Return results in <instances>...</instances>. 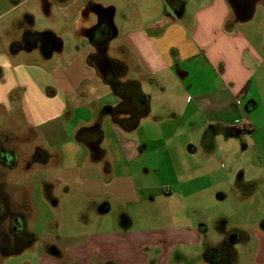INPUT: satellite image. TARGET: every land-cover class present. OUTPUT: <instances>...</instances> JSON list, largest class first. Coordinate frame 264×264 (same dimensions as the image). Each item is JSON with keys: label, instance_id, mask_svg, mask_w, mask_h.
Masks as SVG:
<instances>
[{"label": "crops", "instance_id": "0c3cea01", "mask_svg": "<svg viewBox=\"0 0 264 264\" xmlns=\"http://www.w3.org/2000/svg\"><path fill=\"white\" fill-rule=\"evenodd\" d=\"M22 3L20 0L17 5ZM56 3L57 15L51 14L45 20V28L28 32V49L39 43L45 62L21 60L20 52L2 45L6 37L0 31V106L8 111L18 108L29 127L39 130L46 146L59 151L60 165L46 168L44 176L64 187L62 201L83 205L75 209L81 220L76 228L82 233H71L59 243L46 240L40 264H218L219 253L214 248L228 234L234 237L231 244L241 241L242 232L231 227L233 231L227 234L225 228L218 235L212 233L209 223L201 221L202 206L193 199L202 192H210L218 199L225 197L226 189L234 190L229 185L225 187L218 174L216 157L231 150L222 149L225 142L219 145L218 139L224 130L233 127L236 118L261 111L259 101L254 100L255 69L247 62L256 60L257 51L230 23L234 21L233 6L228 0ZM98 11L102 15L99 24H95ZM118 11L122 16L116 20ZM114 49L134 55V67L158 80H162V73L174 72L186 87L184 107L174 112V118L181 116L186 127L172 128L162 122L152 136L137 140L138 148L134 149L123 142L121 130L135 131L138 125H112L116 135L111 136L107 148L115 162L104 164L99 171L97 164H83L89 139L80 132L76 135V131L93 127L99 115L107 124L103 108L116 107L119 102L112 86L88 58L101 50L108 54ZM62 55L66 57L60 66ZM238 98L240 104L236 103ZM244 98L249 99L246 104ZM99 128L96 150H101L103 140L99 136L103 130L99 133ZM259 129L254 126L251 135ZM150 149L165 156L162 166L174 176L169 185L150 187L151 176L140 173L136 158L139 152ZM175 157L179 158L178 165ZM204 162H212L214 168L207 164L204 172ZM159 165L145 163L146 173H158ZM232 170L231 165L230 173ZM207 178L214 183L203 184ZM187 199H192L193 205L187 206ZM68 210L67 207L66 213H71ZM55 216L50 212V219ZM76 235L81 238L69 240ZM254 238V261L259 264L263 262L264 226L254 228ZM48 246L54 247L55 252H50ZM226 255L232 262V251Z\"/></svg>", "mask_w": 264, "mask_h": 264}, {"label": "rangeland", "instance_id": "374dc122", "mask_svg": "<svg viewBox=\"0 0 264 264\" xmlns=\"http://www.w3.org/2000/svg\"><path fill=\"white\" fill-rule=\"evenodd\" d=\"M18 1L20 0H0V31L3 33L2 37H6L2 45L5 47L10 46L12 51L17 50V52H20L21 60L45 62L46 57H44L42 46L39 43L33 49H28L30 48L28 32L45 28V20L51 14L57 15L55 10L56 0H22L23 3L20 6L17 5ZM228 1L230 7H232L233 0ZM250 9L252 10L250 11ZM241 11L240 15H237L235 8L233 9V27L241 30L257 51L256 60L247 59V62L255 69V75L251 77L254 78L255 86L253 88H257L256 98L252 97L251 99L256 100V102L259 101L261 108V111L254 115L255 117L252 115L251 117L254 120V126H258L260 129L253 133L254 136L251 135L250 131L240 130L237 132L233 127L228 129L229 132L226 130V133L224 130L220 134L221 138L218 139V144L222 145L225 142L220 147L222 149L230 147L231 150L216 157L218 159V174L221 176L220 179L223 181V185L225 187L229 185L234 190L229 191L226 189L225 197L222 195L224 199L220 197L215 199V196L212 197L210 192H202L200 197L193 199V201L195 200L196 204L202 206L204 216L201 221L209 223L210 231L215 235H218L219 231L223 232L224 228V232L227 234L230 232L231 227L239 228L242 232V240L234 244H230L224 236L219 245L214 248V252L229 249L228 251H232V264H257L254 261V251L256 252L257 246V241L254 238V228L264 226V0L248 3L241 8ZM95 13L97 16L95 24H99L102 12ZM245 13H248L247 17H244ZM116 14V20H119L122 12L118 11ZM2 45L0 48H2ZM32 51L33 54H30ZM106 55L118 59L126 58L129 63L127 75H124L123 78H134V82H136L134 108L137 111L132 119L129 113L121 118L116 112L108 109L109 106H107L103 108L105 120L108 121L107 124L102 121L103 115H99L93 123L95 124L93 127H89L90 129L82 127L77 130L78 132L76 131V135L80 132L79 135H86L89 139L86 140L89 149L82 157L83 164H97V170L99 171H101L104 164H114L115 162V158L111 155L112 151L107 148L111 136L116 135L112 132V125L117 124L123 128L129 127L130 125L124 124V120L133 122V124H136L135 126L138 125L135 131L133 129L121 130L123 142L128 143V145L131 144L134 149H137V140L140 141L149 138L150 135L152 136L153 132L155 133L154 128L158 124L161 127L163 122L165 126L172 128L183 125L182 117L174 118V112L183 109V96L186 90L183 82L178 81V77L174 75L173 71H171V74L168 72V74L160 73L162 80H158L157 77L146 75L140 69L134 67V55L133 57L128 56L119 52L118 49L110 50ZM65 57V55H62L60 66H62ZM153 80L156 83H153ZM252 90L250 96H252ZM106 99L108 100L109 96ZM249 99H243L245 104ZM173 107L177 111L172 109ZM170 109H172V112ZM98 127H100L99 133L102 132L101 129L103 130V133L99 135L103 138L101 146L104 148L101 147V150L95 148V146L98 148L100 143H97L98 140L95 139ZM184 127H186L185 124L180 128ZM3 134H6V136H3ZM0 137L4 142H8L9 147H14L20 157L17 165L7 172L6 181L14 200L19 201L21 207L29 213L26 227L35 235V240L28 244L24 251L0 254V264H40L43 245L46 240L59 243L67 240L71 233H82L81 229L76 228L80 224L78 221L80 219L76 217L75 209H80L83 205L69 200L62 201L61 196L64 194V187L58 186L45 178L44 171L46 168H56L60 165L61 158L57 156L59 151L56 148L46 146L39 130L36 127H29L18 108L8 111L5 106H0ZM176 143L178 142L176 141ZM35 146L48 149L50 158L47 163L38 161L35 164L33 162L27 164L29 153L33 151ZM134 152L139 151L134 150ZM134 152L132 155H134ZM139 154L135 163L140 168L141 174L151 176L148 179L150 187L156 184L158 186L162 184L169 185L173 182L174 176L166 173L165 168L162 166L165 157L162 153L157 149H150L145 153L139 152ZM174 159L177 160L178 165L179 158L175 157ZM213 161L216 160L213 159ZM212 162L203 163L204 172L208 169L207 164H212ZM145 163L151 165L159 163L160 171L158 173H156L157 171L146 173ZM46 164L48 165L46 166ZM231 165L233 170L230 173L229 168ZM212 168H214L213 164ZM227 172H229V177L226 176ZM203 182V184L214 183L213 179L210 178L204 179ZM50 185H53V187L50 188ZM184 188H187L186 184H184ZM191 201L192 199H187V206L193 205ZM67 207L70 209L68 212L73 214L66 213ZM50 212L56 215L53 219L49 218ZM64 215L68 216L65 217ZM73 238L79 239L81 236L76 235L69 240ZM262 261L259 264H264V250Z\"/></svg>", "mask_w": 264, "mask_h": 264}, {"label": "flooded vegetation", "instance_id": "af4514ba", "mask_svg": "<svg viewBox=\"0 0 264 264\" xmlns=\"http://www.w3.org/2000/svg\"><path fill=\"white\" fill-rule=\"evenodd\" d=\"M258 0H233V9L240 15L241 8L246 6V4L255 2ZM246 14V13H245ZM244 14V17H246ZM234 21H230L233 23ZM95 32V31H94ZM93 32V34H94ZM99 35V34H98ZM99 39H102L98 36ZM107 38H105L106 41ZM103 50V49H102ZM101 53H96L89 55V61L97 66L100 70L103 79L112 86V92L116 93L119 98V102L116 107H108L112 112H116L121 118L124 117L126 113L131 114V119L137 109L134 108V92L136 87V82L134 78L124 79L123 76L127 75V70L129 63L127 60L122 58H114L104 51ZM125 60V61H124ZM124 120V119H123ZM124 122L131 123V121L124 120ZM235 130L237 128H234ZM239 130V129H238ZM237 131V130H236ZM239 132V131H237ZM94 135V134H92ZM35 146L33 151L29 153L27 164L35 161L37 153ZM18 152L14 147H9L8 142L0 141V254H6L9 252L16 253L24 251V248L28 247L30 244L28 240H33L31 233L28 234L26 231V220L29 217V213L26 209L21 207V203L16 202L10 192L7 185V172L16 166L19 162ZM6 223V225H5ZM231 237V236H230ZM229 234L226 235L227 241L229 242ZM34 241V240H33ZM32 241V242H33ZM31 242V243H32ZM230 243V242H229ZM231 244V243H230ZM50 252H55V248L48 246ZM219 250V249H218ZM229 249L220 250L218 264H231L229 256ZM229 258V259H227Z\"/></svg>", "mask_w": 264, "mask_h": 264}, {"label": "trees", "instance_id": "16d2710c", "mask_svg": "<svg viewBox=\"0 0 264 264\" xmlns=\"http://www.w3.org/2000/svg\"><path fill=\"white\" fill-rule=\"evenodd\" d=\"M251 10H252V9H250V11H251ZM245 16L247 17V16H248V13H246ZM104 41H105V40H104ZM102 46H103L102 49L104 50V49L106 48V42L103 43ZM109 108H110V107H109ZM135 125H136V124H134V126H135ZM3 136H6V134H3ZM1 140H3L2 137H0V141H1ZM6 140H7V139H6ZM35 153H37V155H36V159H35L36 162L41 161L42 163H47L48 159L50 158V154H49V152H48L46 149H44L43 147H41V146H37V147H36ZM26 231H27L28 234L31 233L32 238H34L33 240H35V235L33 234V232L27 230V227H26ZM33 240H28V242L31 243Z\"/></svg>", "mask_w": 264, "mask_h": 264}, {"label": "built area", "instance_id": "2783aa9c", "mask_svg": "<svg viewBox=\"0 0 264 264\" xmlns=\"http://www.w3.org/2000/svg\"><path fill=\"white\" fill-rule=\"evenodd\" d=\"M236 103L237 104L241 103L240 98H238L236 100ZM232 126H233V128H237L239 130H246V131H251L254 128L252 120L250 119V117L248 115H243L239 118H236L232 122Z\"/></svg>", "mask_w": 264, "mask_h": 264}, {"label": "water", "instance_id": "95a60500", "mask_svg": "<svg viewBox=\"0 0 264 264\" xmlns=\"http://www.w3.org/2000/svg\"><path fill=\"white\" fill-rule=\"evenodd\" d=\"M236 130H237V131H240V130H238V129H236ZM228 239H229L230 242H234V237H232V238L230 237V238H228Z\"/></svg>", "mask_w": 264, "mask_h": 264}]
</instances>
